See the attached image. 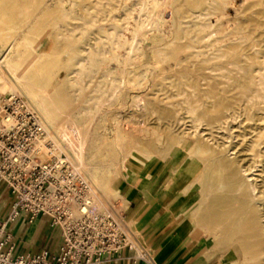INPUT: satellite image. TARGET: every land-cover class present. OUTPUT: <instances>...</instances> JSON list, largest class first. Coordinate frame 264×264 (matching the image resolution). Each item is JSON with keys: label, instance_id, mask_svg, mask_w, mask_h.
I'll use <instances>...</instances> for the list:
<instances>
[{"label": "rangeland", "instance_id": "obj_1", "mask_svg": "<svg viewBox=\"0 0 264 264\" xmlns=\"http://www.w3.org/2000/svg\"><path fill=\"white\" fill-rule=\"evenodd\" d=\"M119 1L64 0L63 5L52 2L50 16L41 20L36 30L41 35L35 41L46 48L43 50L46 57L42 59L41 49L34 45L37 53L30 61L31 67L41 59V64L48 66L40 76L29 75L38 85L50 88L59 112L64 114L61 119L69 118L79 128L80 133L75 130L70 137L75 145H79L81 138L82 151H72L63 145V154L98 189L99 206L124 211L128 204L119 193L106 191L95 181L96 177L107 176L112 182L115 178L146 174L151 178L162 164L165 170L172 165L161 179L163 193H153L149 186L145 190L167 204H176L178 196L182 210L187 209L189 218L200 220L206 229L211 227L200 215L215 196H245L249 202L263 203V208L264 0H217L215 4L180 0V6L166 4L164 7L171 8L170 14L165 12L170 22L164 28L154 22L155 27L148 28V39L137 40L130 50L121 48L110 36L116 27L126 38L131 36L132 26L125 23L123 6L128 3L132 7L138 0ZM40 9L42 5L36 7L24 0H0V58L9 49L22 48L23 37L31 31L30 26L22 23L23 13L36 16L42 13ZM62 9L67 10L65 17L59 13ZM54 27L61 34L48 38ZM112 51L120 56V63L108 62L114 55ZM81 68L82 71L78 70ZM0 75L6 80V84L0 82V95L19 93L44 122L46 131L54 135V140L62 141L53 125L45 124L37 105L31 102L16 76L1 68ZM73 80L77 81L73 84ZM8 85L15 92L8 91ZM123 139L128 142L127 147L135 146L139 152L150 153L147 171H125L128 160ZM47 141L53 143L51 139ZM223 224L222 232L212 238L229 244V264H264V256L259 255L264 240L257 247L250 242L249 247L242 246L243 239L231 240L223 232Z\"/></svg>", "mask_w": 264, "mask_h": 264}, {"label": "built area", "instance_id": "obj_2", "mask_svg": "<svg viewBox=\"0 0 264 264\" xmlns=\"http://www.w3.org/2000/svg\"><path fill=\"white\" fill-rule=\"evenodd\" d=\"M44 123L19 94L0 95V183L11 195L0 220V264H109L123 252L132 263L156 264L128 228L123 212L100 207L92 184L64 154H55ZM23 213L29 222L47 216L61 244L55 253L12 254L7 226Z\"/></svg>", "mask_w": 264, "mask_h": 264}, {"label": "bare ground", "instance_id": "obj_3", "mask_svg": "<svg viewBox=\"0 0 264 264\" xmlns=\"http://www.w3.org/2000/svg\"><path fill=\"white\" fill-rule=\"evenodd\" d=\"M56 1V5H63L64 0H41V2L37 0H24V3L26 2L27 4L32 3L35 4V6H43V9L41 10V14L32 16L30 13H23V19L22 23L23 25H28L31 28V31L23 37L24 39V45L21 47H16L14 50L9 49L7 53H5L4 57L0 58V68L3 71V69H7L10 71L11 76L13 75L14 77L18 79L19 84L24 88L26 91L28 97L30 98L31 102L37 105V109L40 113V115L43 117L45 124L49 123L52 124L54 129L58 131L59 137L61 138L62 141L54 140L55 138L54 135L52 137L50 130L46 131V136L42 139L41 143L46 142L48 139L53 140V145L55 147V154H63V145L67 146L68 148L72 149V151H82V140L79 138V145H75L73 140L71 139V135L75 130L79 132V128L75 126V123L70 120L69 118L67 119H61V117L64 118V114L59 112L58 107L56 106L55 100L52 97L50 93V88L45 86V85H38V82L33 80L30 77V73H35L38 74L39 76L42 74V71L46 70L48 66L42 65L41 61L46 57L45 52L43 51L46 48H43V44L38 45V42L35 40L36 37L40 36L41 34L36 32V30H39L40 26V21L43 19H46L50 16V4L52 2ZM121 1V0H120ZM119 1V2H120ZM196 0H190V2H195ZM232 1V0H231ZM206 4H215L218 3L217 0H206ZM121 3V2H120ZM228 3V2H227ZM259 3V2H258ZM105 4V3H104ZM131 4V3H130ZM166 4H177L180 6V0H138L136 4L133 3L132 7L128 5V3H125L123 6L124 10V16L126 17L125 23L127 25L132 26V30H130L131 36L129 38H126L124 33H121L119 28H114V32L111 33L110 39L111 41H118L117 43H120V47L123 46V48L128 50L129 48L131 49L135 42L138 40H147L148 37L150 36L149 34V26H152L153 23L156 21L159 22L161 26L165 25L166 23L168 24L169 19L165 17V12L171 13L170 9L171 8H166L164 7ZM226 4V3H225ZM67 5V4H66ZM65 5V7H66ZM223 5V4H222ZM98 6V5H97ZM111 6V5H109ZM115 6V4H114ZM211 6V5H209ZM213 5L212 7H214ZM68 7V6H67ZM79 7V6H78ZM113 7V6H112ZM122 7V6H121ZM130 7V8H129ZM168 7V6H167ZM227 7V6H226ZM207 8V7H206ZM219 8V7H218ZM222 8V7H221ZM225 8V6L223 7ZM113 9V8H112ZM118 9V8H117ZM120 9V8H119ZM227 9V8H226ZM37 10V9H36ZM98 9H96L97 11ZM217 10V9H216ZM215 10V11H216ZM31 11V10H30ZM70 11V10H69ZM76 11V10H75ZM225 11V9H224ZM58 12V11H57ZM67 10H60L59 13L63 15V17L66 16ZM98 12V11H97ZM69 13V12H68ZM71 14L73 12H70ZM119 13V12H118ZM189 13V12H188ZM79 14V13H78ZM221 14V13H219ZM216 14V15H219ZM192 15V14H191ZM207 15V14H206ZM72 16V15H71ZM81 16V15H80ZM197 16V15H196ZM216 18L215 15L212 14ZM222 16V14H221ZM62 17V16H61ZM175 18V17H174ZM212 18V17H211ZM219 18V17H218ZM77 19V18H76ZM114 19V18H112ZM211 20V19H210ZM215 20V19H212ZM109 21V20H108ZM122 21V20H120ZM217 21V20H216ZM69 22V21H68ZM86 22V21H85ZM84 22V24H85ZM157 22V23H158ZM185 24L184 22H182ZM117 24V22H116ZM124 24V22H123ZM22 26V24H21ZM72 26V25H71ZM83 25H81L82 27ZM154 26V25H153ZM157 26V25H156ZM59 27V26H58ZM58 27H54V32L51 34L48 38L54 39L57 38L61 33L58 30ZM105 27V26H104ZM127 28V26H124ZM155 27V26H154ZM170 27V26H169ZM60 28V27H59ZM75 28V27H74ZM103 28V27H102ZM113 28V27H112ZM151 28V27H150ZM153 28V27H152ZM164 28V26L162 27ZM188 28V27H187ZM65 29V28H64ZM77 29V28H76ZM131 29V28H130ZM47 30V29H46ZM106 30V29H105ZM104 30V31H105ZM112 30V29H111ZM123 30V29H122ZM125 30V29H124ZM166 30V29H165ZM75 31V30H74ZM99 31V30H98ZM160 31V30H159ZM45 32V31H44ZM68 32V31H67ZM70 32H68L69 34ZM100 33V32H99ZM169 33V32H168ZM67 34V33H66ZM74 34V32H73ZM80 34V33H79ZM107 34V33H105ZM129 34V33H128ZM89 35V34H88ZM164 35V34H163ZM78 36V35H77ZM252 36V35H251ZM66 37V36H65ZM107 37V36H106ZM100 38V37H99ZM239 38V37H238ZM104 39V38H103ZM155 37H151V40H154ZM223 42V40H222ZM98 43V42H97ZM100 43V42H99ZM106 43V42H105ZM138 44V43H137ZM34 45L39 46L41 49V61L40 63H36L34 66L31 67L30 61L32 60L34 54H36V50L34 49ZM139 45V44H138ZM137 45V46H138ZM110 46V45H109ZM136 46V45H135ZM122 48V47H121ZM134 48V47H133ZM141 48V47H140ZM213 48V47H212ZM123 49V50H124ZM129 49V50H130ZM7 50V49H6ZM112 50V48H111ZM110 50V51H111ZM133 50V49H132ZM88 51V50H87ZM106 51V50H105ZM118 51V50H117ZM137 51V50H135ZM140 51V50H139ZM209 51V50H207ZM90 52V51H88ZM97 52V51H96ZM113 52V51H112ZM116 52V50H115ZM119 52V51H118ZM124 52V51H123ZM201 52V51H200ZM216 52V51H215ZM101 53V52H100ZM106 53V52H105ZM114 53V52H113ZM120 53H122L120 51ZM119 53V54H120ZM141 53V52H139ZM161 53V51H160ZM206 53V52H205ZM90 54V53H89ZM127 54V53H126ZM130 54L131 51H130ZM129 54V55H130ZM142 54V53H141ZM159 54V53H157ZM95 55V54H94ZM109 55V54H108ZM113 55V54H112ZM134 55V54H132ZM131 55V56H132ZM1 56V52H0ZM124 56V55H122ZM126 56V55H125ZM128 56V55H127ZM126 56V57H127ZM130 56V57H131ZM217 56V55H216ZM53 57V56H52ZM92 57V55H91ZM110 57V56H109ZM125 57V58H126ZM101 58V57H99ZM107 58V57H106ZM105 58V59H106ZM124 58V57H123ZM196 58V57H195ZM178 59V58H177ZM40 60V59H39ZM127 61H129V56L126 58ZM125 60V61H126ZM164 60V59H163ZM205 60V59H204ZM80 61V60H79ZM91 61V60H90ZM102 61V60H101ZM118 62L120 63L121 59L120 56L118 57V54L114 53L111 59L108 58V62ZM124 61V60H123ZM207 61V60H206ZM71 62V61H70ZM163 62V61H162ZM208 62V61H207ZM210 62V60H209ZM43 63V61H42ZM54 63V62H52ZM104 63V62H103ZM127 63V62H125ZM56 64V63H55ZM95 64V62H94ZM110 64V63H109ZM68 65V64H67ZM66 65V66H67ZM81 65V64H80ZM78 65V66H80ZM108 65V64H106ZM112 65V64H110ZM124 65V64H123ZM126 65V64H125ZM85 66V65H84ZM157 66V65H156ZM31 67V70L29 72H25L22 74V72L26 69ZM56 68L57 66L54 65ZM87 67V66H86ZM92 67V66H91ZM103 67V66H102ZM113 67V66H112ZM3 68V69H2ZM125 68V66H123ZM122 68V71H124ZM104 69V68H103ZM126 69H131V68H126ZM238 69V68H237ZM241 69V68H240ZM82 71L81 69H78ZM109 70V69H108ZM148 70V69H147ZM104 71V70H103ZM217 71V70H216ZM54 72V71H53ZM57 72V71H56ZM113 72V71H112ZM131 72V71H130ZM110 73V72H109ZM147 74L148 72L145 71ZM104 74V73H103ZM106 74V73H105ZM6 75V74H5ZM78 75V74H77ZM107 75V74H106ZM3 76V75H2ZM0 75V82H4L6 84V80ZM60 76V75H59ZM141 76V75H140ZM139 76V77H140ZM147 76V75H146ZM6 77V76H5ZM89 77V76H88ZM13 78V77H12ZM110 78V77H109ZM138 78V77H137ZM166 78V77H165ZM185 78V77H184ZM82 79V78H80ZM111 79V78H110ZM123 79V78H122ZM141 79V78H140ZM143 80V79H142ZM209 80V79H208ZM16 81V80H15ZM52 81V80H51ZM77 80H73V84ZM123 81V80H122ZM109 82V80H108ZM125 82V81H124ZM51 83V82H50ZM79 83V82H78ZM77 83V85H78ZM51 85V84H50ZM76 85V84H75ZM123 85V84H121ZM120 85V86H121ZM128 83L126 84L127 87ZM1 86V85H0ZM70 86V85H69ZM80 86V85H79ZM3 87V86H2ZM7 87V86H6ZM54 87V86H53ZM110 87V85H109ZM130 87V85H129ZM137 87V86H136ZM8 91H13L15 92L14 88L8 85ZM56 88V87H55ZM78 88V87H77ZM119 88V87H118ZM117 89V88H116ZM131 89V88H130ZM80 90V89H79ZM193 90V89H192ZM7 91V90H6ZM263 91V90H262ZM1 92V91H0ZM16 94H19L15 92ZM14 94V93H11ZM112 94V93H111ZM118 94V92H117ZM209 94V93H208ZM223 94V93H222ZM256 94V93H255ZM20 95V94H19ZM128 95V94H127ZM135 95V94H134ZM182 95V94H181ZM192 95V94H191ZM114 97V95H113ZM127 97V96H126ZM134 97V96H133ZM167 97V96H166ZM183 97V96H182ZM186 97V96H185ZM189 97V95H188ZM170 98V97H169ZM223 98V97H222ZM100 99V98H99ZM186 99V98H185ZM219 99V98H217ZM221 99V98H220ZM27 101V100H26ZM183 101V100H182ZM28 102V101H27ZM187 102V101H186ZM194 103V102H193ZM29 104V102H28ZM257 104V103H256ZM30 105V104H29ZM188 105V104H187ZM31 106V105H30ZM170 107V106H169ZM190 108V107H189ZM196 109V108H195ZM194 109V110H195ZM34 110V109H33ZM187 110V109H186ZM192 110V109H191ZM194 112V111H193ZM191 113V112H190ZM225 113V112H224ZM168 114V113H167ZM172 114V113H171ZM203 114V113H202ZM201 114V115H202ZM193 115V114H192ZM198 115V114H197ZM66 116V115H65ZM69 116V115H67ZM170 116V115H169ZM204 116V115H203ZM171 117V116H170ZM193 119V118H192ZM226 119V118H225ZM232 119V118H231ZM194 120V119H193ZM224 120V119H223ZM43 122V121H42ZM44 123V122H43ZM212 123V122H211ZM117 124V123H116ZM196 124V123H195ZM222 124V123H221ZM121 125V124H120ZM224 125V124H222ZM45 126V125H44ZM51 126V125H50ZM214 127V126H213ZM46 129V128H45ZM87 130V128H85ZM186 129V128H185ZM218 129V128H216ZM82 130V129H81ZM209 130V129H208ZM212 130V129H211ZM55 131V132H56ZM187 131V130H186ZM122 132V131H121ZM57 133V132H56ZM57 133V134H58ZM80 133V132H79ZM192 133V132H191ZM196 133V132H195ZM74 135V133H73ZM208 135V134H207ZM78 136V135H77ZM81 136V135H80ZM117 136V135H116ZM79 137V136H78ZM196 138V137H195ZM119 140V138H117ZM216 142V141H215ZM189 143V142H188ZM210 143V142H209ZM222 143V142H221ZM226 143V142H225ZM123 144L125 146V154H126V159L128 160L127 162V169H131L134 171H140L148 165L146 161L150 158V153L147 152H139L138 147L135 146H128V142H126L125 139H123ZM208 144V142H207ZM193 145V144H192ZM223 145V144H222ZM226 145V144H225ZM215 146V145H214ZM230 146V145H229ZM219 147V146H218ZM66 148V147H65ZM188 149V148H187ZM231 149V148H230ZM237 152V151H236ZM233 153V152H231ZM135 154H141L143 157H138L139 155ZM234 154V153H233ZM232 154V155H233ZM230 155V153H229ZM235 155V154H234ZM69 161L73 164V166L80 172L84 177L85 172L83 173L81 168L77 166L75 163H73V160L69 157H67ZM80 158V157H79ZM222 158V157H221ZM78 161V160H77ZM80 164V163H79ZM243 167V166H242ZM116 170V169H115ZM97 171V170H96ZM185 173V172H184ZM103 174V173H102ZM180 174V173H178ZM96 175V174H95ZM247 175V174H246ZM250 175V174H249ZM185 177L187 175H184ZM184 177V179H185ZM244 177V176H243ZM247 177V176H246ZM87 178V177H86ZM88 180V179H87ZM183 180V179H182ZM89 181V180H88ZM106 191L110 193H115V191L112 188V180L107 179V176H102V177H96V180ZM181 181V179H180ZM91 183V182H90ZM96 183V182H95ZM181 183V182H180ZM92 184V183H91ZM92 186L95 188L96 192L98 189L92 184ZM223 186V185H222ZM257 186V185H256ZM254 192V189H253ZM199 194V193H198ZM201 195V194H200ZM188 199V198H187ZM190 200V199H188ZM100 201V199H99ZM98 201V204H99ZM261 202L253 201L249 202L245 196H238V197H233L231 195L227 197H220V196H215L208 204L205 206V211L200 215L202 218V221L206 222L211 227V230H214V234H217L220 231V226L222 225V222L224 223V231L232 240H240L241 238L243 239L242 246L249 247L248 243L250 242L251 244H256V247L258 244H262L264 240V207L262 208ZM101 207V206H100ZM198 210V209H197ZM197 212V211H196ZM183 214L188 218L189 213L187 212V209H183ZM194 218V217H193ZM195 223H200V220L194 219ZM204 230V229H203ZM202 232V230H201ZM196 233V232H194ZM204 234V233H203ZM206 235V234H205ZM213 236V234H212ZM184 239V238H183ZM248 242V243H247ZM260 256H264V249L261 250ZM258 255H255L257 257ZM256 261H258V257L255 258ZM264 261V260H263Z\"/></svg>", "mask_w": 264, "mask_h": 264}, {"label": "crops", "instance_id": "obj_4", "mask_svg": "<svg viewBox=\"0 0 264 264\" xmlns=\"http://www.w3.org/2000/svg\"><path fill=\"white\" fill-rule=\"evenodd\" d=\"M169 168L165 170L161 164L151 178L146 174L147 177L139 175L113 180V190L128 204L122 211L128 228L147 248L156 264H229V244L212 238V234H217L209 233L211 229H206L205 224L195 223V218H187L178 196L176 204H167L145 190L149 186L153 193H163L161 179L167 175ZM147 170L148 165L140 171H125L143 173ZM10 201L8 187L0 183V220L6 218ZM7 232L11 235L14 256L32 255L44 250L55 253L61 244L59 229L51 227L49 218L43 215L29 222L21 213L7 226ZM128 256L129 253L123 252L117 262L109 264H144L140 261L132 263Z\"/></svg>", "mask_w": 264, "mask_h": 264}]
</instances>
